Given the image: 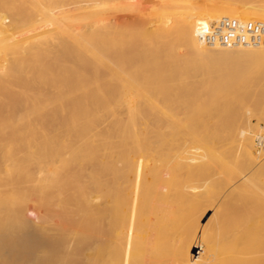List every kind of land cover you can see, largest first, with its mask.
Wrapping results in <instances>:
<instances>
[{"label":"bare ground","instance_id":"6f19581e","mask_svg":"<svg viewBox=\"0 0 264 264\" xmlns=\"http://www.w3.org/2000/svg\"><path fill=\"white\" fill-rule=\"evenodd\" d=\"M67 1L0 0V264H264V46L204 41L264 0Z\"/></svg>","mask_w":264,"mask_h":264},{"label":"built area","instance_id":"2783aa9c","mask_svg":"<svg viewBox=\"0 0 264 264\" xmlns=\"http://www.w3.org/2000/svg\"><path fill=\"white\" fill-rule=\"evenodd\" d=\"M226 29L224 33L223 30ZM213 35H205L204 41L209 46L219 44L223 47L264 46V23L258 21L241 22L228 17L222 18ZM258 152H264V134L256 137Z\"/></svg>","mask_w":264,"mask_h":264},{"label":"rangeland","instance_id":"374dc122","mask_svg":"<svg viewBox=\"0 0 264 264\" xmlns=\"http://www.w3.org/2000/svg\"><path fill=\"white\" fill-rule=\"evenodd\" d=\"M67 0H62V2H66ZM73 1H75V0H70V2H73ZM202 1L203 0H201V4H202ZM67 2H69V1H67ZM199 3H200V0L198 1ZM205 1H203V3H204ZM74 17V16H73ZM73 17L71 16L69 19H71L72 21H73ZM68 19V20H69ZM75 17H74V21L72 22V21H69L68 22V20H67V23H69V25H70V23L72 24V25H74V27H75V25L76 26H79V24H76V21H75ZM71 25V26H72ZM40 39V37H38V39L36 40L35 38H33L32 40L31 39H27V42L25 43V44H27V45H30L32 42H33V40H34V42H37L38 40ZM31 41V42H29V41ZM40 57V58H39ZM38 58H39V60L40 59H42L43 58V55H40ZM46 58H43V62H41L42 64H45L47 61H49L48 60V58L49 57H47V56H45ZM45 59L47 60V61H45ZM53 60L55 61L56 59L55 58H53V59H51L50 60V62H52L53 63ZM34 61H36V59L34 60ZM44 61H45V63H44ZM37 62H38V60L36 61V63L35 64H37ZM57 63V62H56ZM34 64V62L32 63H30V65H33ZM51 64V63H50ZM55 63H53V65H54ZM52 65V64H51ZM36 65H33V66H31L30 68H32V69H34V67H35ZM34 71V70H33ZM250 109H252L251 108V106H249V105H247ZM246 110H248V109H246ZM250 121H252L251 123H250V130H251V128H252V134L254 135V138H253V142H254V153H256L255 154V156H258L259 158L260 157H263L264 156V152H261V156H259L258 154H257V151H258V149H257V146H256V142H255V140H256V137L258 136V135H261V132H263L262 134H264V121H260V122H258V119H257V117H252L251 118V120ZM256 123H258V125H256ZM260 123V124H259ZM252 125H254V126H252ZM258 128H257V127ZM260 126V127H259ZM263 129V130H262ZM260 131V132H259ZM256 132V133H255ZM255 133V134H254ZM258 133V134H257ZM236 139H238V138H236ZM233 140V139H232ZM230 141V140H228V141H230V142H223L222 144L223 145H219V150L217 151V153H218V155H220V156H224L225 158H233L234 157V159L236 158H238V159H240V161H241V147H240V142H237V141H239V140H236L235 141V139L233 140V141H235V142H233V141ZM237 142V143H236ZM229 143H230V145H229ZM228 146V147H227ZM239 146V147H238ZM229 147H231V148H229ZM237 147V148H236ZM240 149V150H239ZM257 150V151H256ZM236 152V153H235ZM238 152V153H237ZM232 154V155H231ZM240 154V155H239ZM237 155H239V156H237ZM232 160V159H231ZM232 161H234V160H232ZM235 162H238V160H236ZM239 163V162H238ZM243 165V166H242ZM236 166H238V167H236V168H240L236 173L237 174H239V173H241V174H239V175H237L238 177H239V179L237 180H235V181H233V183L235 182V184H236V182L238 183V181L241 179V178H243V177H245V175H249V173H250V169L244 164V163H239L238 165H236ZM245 168H246V170H245ZM249 170H248V169ZM219 175H220V177H221V174L222 175H225V173L223 174V173H218ZM218 175V176H219ZM240 176H241V178H240ZM263 180H264V178H263ZM263 180H262V182H263ZM231 191H232V193H233V189H231ZM231 191H227V190H223L222 192H221V195L219 194L218 195V197H219V200H221V199H223V198H225V197H227V195L228 194H230V192ZM236 192V191H235ZM45 201V200H44ZM36 202V204L38 205H40V203H42L43 201L41 200V202L40 201H35ZM35 202H32L31 204H34ZM36 204H34V205H36ZM28 218L29 219H36V216L35 215H33V214H29V216H28ZM24 232V231H23ZM27 232H29V231H27ZM31 232V231H30ZM30 235H32V234H30ZM30 235H28V236H30Z\"/></svg>","mask_w":264,"mask_h":264}]
</instances>
